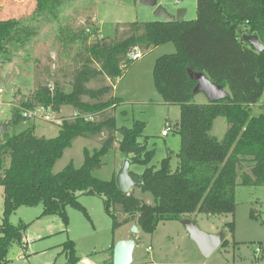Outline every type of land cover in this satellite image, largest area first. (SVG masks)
Instances as JSON below:
<instances>
[{"label":"trees","instance_id":"1","mask_svg":"<svg viewBox=\"0 0 264 264\" xmlns=\"http://www.w3.org/2000/svg\"><path fill=\"white\" fill-rule=\"evenodd\" d=\"M35 1L37 13L45 12L51 21L58 22L64 6L69 5L68 0ZM196 1L195 19L118 23L114 37H100L90 44L83 28L68 36L81 43L74 58L71 90L65 91L59 83L53 88L40 84L36 94L46 102L41 105L55 111L70 105L75 116L64 118L54 137L39 136L34 124L21 132L2 133L0 129V186L4 187L0 264L8 261L11 244L23 239L25 226L16 227L9 219L21 205L42 204L43 215L58 214L67 222V206L83 209L79 196L87 193L104 200L113 229L134 223L142 232L153 234L161 221L191 218L200 213H234L237 185H264V50H255L240 33L257 34L264 44V0ZM39 39V32L30 29L22 19H0V64L14 61L22 47L34 49ZM169 40L177 50L159 56L153 73L164 101L181 107L180 119L172 127L181 136L175 169L171 166V154L160 166L151 164L156 149H150L148 141L138 139L140 123L133 128L118 127L113 115L94 118L119 104L120 99L112 92L131 62ZM134 49L140 50L138 57L130 56ZM189 69L205 72L214 83L228 89L229 97L198 102L193 93L197 80L190 77ZM92 81L102 83L91 86ZM260 102L263 105L257 106ZM221 116L227 119L229 127L219 139L212 129ZM20 118L25 119L19 107H13L10 123L15 125ZM104 130H108V138L100 148L84 150L81 166L70 162L61 171H53L76 138H92ZM117 133L121 134L120 139ZM116 142L132 164L146 166L140 174L131 173L144 179L139 187L152 194L153 203L136 196L134 189L121 191L116 185V174L109 180L93 174ZM229 226L234 230V221ZM115 243L114 240L110 249H114ZM228 243L225 240L223 245ZM66 246L72 253L69 264H77L80 258L73 256V242L69 240Z\"/></svg>","mask_w":264,"mask_h":264},{"label":"rangeland","instance_id":"2","mask_svg":"<svg viewBox=\"0 0 264 264\" xmlns=\"http://www.w3.org/2000/svg\"><path fill=\"white\" fill-rule=\"evenodd\" d=\"M67 3L69 5L64 6L61 12L63 17L58 22L51 21L44 15L45 12L37 13L35 0H0V19L20 18L30 29L37 30L40 37L34 49L22 47L14 61L0 64V124L12 120L13 107H19L21 113L32 107L45 106L41 104L46 102L36 94L40 84L53 88L55 83H59L65 91L71 90L76 64L74 58L81 43L72 40L69 35L83 30L90 44L100 37H114L118 23L156 19L153 9L141 4L139 0H68ZM160 3L171 11L178 7L187 8L188 20L197 17L196 0H160ZM46 17L49 18L47 21ZM176 50V44L169 40L144 53L141 51L143 54L131 62L116 82L112 93L120 99L119 104L94 117L100 120L106 115H113L118 127L133 128L140 123L141 134L138 139L148 141V147L156 149L151 164L160 166L163 159L171 154L173 169L178 163L181 136L172 127L180 119L181 107L164 101L155 85L153 72L159 56ZM133 52L136 54L140 50L134 49L130 56ZM102 81L110 83L108 80ZM102 81H92L90 85L99 86ZM195 99L198 102L208 100L203 92L196 94ZM45 107L52 113L49 119L39 116L20 118L15 125L8 123L6 130L21 132L34 124L39 136L54 137L59 133L62 120L75 116L70 105H63L60 111H55L51 106ZM167 122L172 127L163 136L162 131ZM228 127L227 119L218 117L212 133L222 139ZM108 136V130H104L92 138H76L56 162L53 171H61L70 162L81 166L85 161L84 150L100 148ZM116 136L121 138V134L117 133ZM123 158L116 142L114 148L102 157L101 167L95 169L93 174L100 179H111L122 165ZM145 167L135 163L131 165V170L139 173ZM134 194L153 203L152 194L142 192L139 186L134 188ZM236 201L234 213L191 215L199 227L207 232L214 233L223 229L227 232L228 245L222 244L210 256L206 257L200 252L181 220H168L161 221L153 234H133V238L141 236V240L137 249H134L135 260L132 264H264V185H237ZM79 203L83 209L67 206V222L58 214L43 215L42 204L19 206L9 219L16 227L25 226L23 239L11 244L8 261L1 264H69L72 256L66 246L69 240L74 245L73 256L80 258L78 263L113 264V250L110 249L113 241L121 235L134 232L128 231V224L113 229V219L106 212L104 200L99 196L82 193ZM3 211L4 187L0 186V224L3 222ZM232 221L234 230L229 226ZM150 245L153 246L152 250H148Z\"/></svg>","mask_w":264,"mask_h":264},{"label":"water","instance_id":"3","mask_svg":"<svg viewBox=\"0 0 264 264\" xmlns=\"http://www.w3.org/2000/svg\"><path fill=\"white\" fill-rule=\"evenodd\" d=\"M139 2L152 8L156 19L167 22L185 21L187 13V8L185 7H178L175 11H171L160 3V0H139ZM240 33L244 41L253 46L255 50L258 52L264 50V44L257 34L242 33V31H240ZM189 75L192 79L197 80V84L193 90L194 94L203 92L207 96L209 102H216L229 97L230 93L224 86L214 83L205 72L189 69ZM11 121L12 120L5 121L0 124L2 133L6 132V126ZM131 165V159L125 156L122 165L115 175L116 185L123 192H130L135 187L144 184L143 178L131 173ZM181 222L185 226L189 237L197 244L200 252L206 257L210 256L227 239V232L224 229L214 233L207 232L201 229L197 221L193 218L181 219ZM131 230L134 233L139 232V228L136 224L132 225ZM135 246L136 240L134 238L118 240L113 249V264H132Z\"/></svg>","mask_w":264,"mask_h":264},{"label":"built area","instance_id":"4","mask_svg":"<svg viewBox=\"0 0 264 264\" xmlns=\"http://www.w3.org/2000/svg\"><path fill=\"white\" fill-rule=\"evenodd\" d=\"M139 55H140V53H136V54L134 53L131 56L138 57ZM0 94H2V89H0ZM46 109H49V108H46L45 106H37L33 109L23 110L21 112V115L23 116V118H35V117L39 116V117H44V118L49 119L51 117L50 114H52V113L50 112V110H46ZM171 127L172 126L170 124H167L166 128L162 131V135L163 136L167 135L169 133ZM149 249H151V248L149 247Z\"/></svg>","mask_w":264,"mask_h":264},{"label":"crops","instance_id":"5","mask_svg":"<svg viewBox=\"0 0 264 264\" xmlns=\"http://www.w3.org/2000/svg\"><path fill=\"white\" fill-rule=\"evenodd\" d=\"M188 12V11H187ZM186 15H187V13H186ZM185 20H186V18H185ZM226 89V88H225ZM227 91H228V89H226ZM229 92V91H228ZM258 105H263V103L262 102H260V103H258L257 104V106ZM256 105H255V107H257ZM256 110H258L257 108H256ZM263 110H264V106H263ZM259 111V110H258ZM123 157H124V154H123ZM125 158V157H124ZM123 158V159H124ZM132 171V170H131ZM134 172V171H133ZM140 173H142V172H139V174ZM191 218H193V217H191ZM193 219H195V218H193ZM134 223H129L128 225H126V226H128V231H130L131 232V227H132V225H133ZM139 228V227H138ZM140 232H142L140 229H139V232L138 233H140ZM144 233V232H143ZM133 234H135V233H132L131 235H121V236H119L116 240H115V242H117L118 240H121V239H129V238H133ZM139 237H140V239H139ZM139 237H136V238H134L135 240H136V246H135V249H137V246H138V243H139V241L141 240V236H139ZM149 247L151 248V249H149ZM153 249V246L152 245H150V246H148V250H152ZM134 260H135V256H134ZM133 260V261H134ZM140 264H143V262H141Z\"/></svg>","mask_w":264,"mask_h":264}]
</instances>
